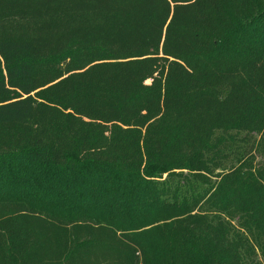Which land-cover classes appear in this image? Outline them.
<instances>
[{"label":"trees","instance_id":"1","mask_svg":"<svg viewBox=\"0 0 264 264\" xmlns=\"http://www.w3.org/2000/svg\"><path fill=\"white\" fill-rule=\"evenodd\" d=\"M264 0H0V264H264Z\"/></svg>","mask_w":264,"mask_h":264},{"label":"rangeland","instance_id":"2","mask_svg":"<svg viewBox=\"0 0 264 264\" xmlns=\"http://www.w3.org/2000/svg\"><path fill=\"white\" fill-rule=\"evenodd\" d=\"M263 161H264V143L262 145V151H261L260 155H258V157H257V162L258 163H261Z\"/></svg>","mask_w":264,"mask_h":264}]
</instances>
